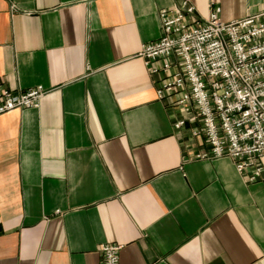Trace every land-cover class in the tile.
<instances>
[{"label": "crops", "instance_id": "1", "mask_svg": "<svg viewBox=\"0 0 264 264\" xmlns=\"http://www.w3.org/2000/svg\"><path fill=\"white\" fill-rule=\"evenodd\" d=\"M176 0H0V84L43 85L0 114V264H264L262 177L206 148L138 56ZM231 21L264 0H189Z\"/></svg>", "mask_w": 264, "mask_h": 264}, {"label": "built area", "instance_id": "2", "mask_svg": "<svg viewBox=\"0 0 264 264\" xmlns=\"http://www.w3.org/2000/svg\"><path fill=\"white\" fill-rule=\"evenodd\" d=\"M160 38L142 45L138 56L156 85L158 99L183 114L173 126L192 125L206 148L196 158L228 157L253 182L264 158V9L223 21L213 6L202 16L189 0L161 8ZM43 85L11 89L0 84V114L39 107ZM121 244L99 246V264H119Z\"/></svg>", "mask_w": 264, "mask_h": 264}]
</instances>
